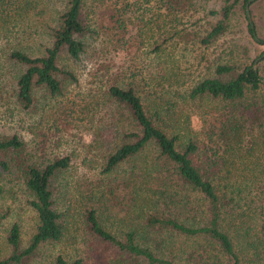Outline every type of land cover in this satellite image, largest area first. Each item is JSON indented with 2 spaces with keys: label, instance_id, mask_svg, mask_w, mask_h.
I'll return each instance as SVG.
<instances>
[{
  "label": "trees",
  "instance_id": "trees-1",
  "mask_svg": "<svg viewBox=\"0 0 264 264\" xmlns=\"http://www.w3.org/2000/svg\"><path fill=\"white\" fill-rule=\"evenodd\" d=\"M246 1L0 0V104L11 102L22 111L34 105L36 93L53 99L76 85L65 60L79 62L96 45L113 49L141 7L145 24L161 38L153 47L156 57L164 43L185 35L203 48L225 41L226 52L210 73L182 90L170 91L151 71L130 65L107 73L98 90L95 103L105 107L103 117L116 132L102 148L100 171L115 176L105 186L100 182L95 202L101 195L122 203L130 198L137 213L118 234L102 226L101 208L82 213L91 233L135 264H264V50L257 52L264 45V0L248 3L250 23ZM41 4L54 7L46 14ZM28 11L41 17L39 25L19 24ZM183 17L202 23L184 32L177 27ZM234 18L244 22V31L227 41ZM118 56L114 47L109 59ZM193 101L205 104L197 129L180 116V106ZM42 148L32 152L20 135L0 133V198L17 187L34 214L24 246L16 221L3 228L0 264H35L44 244L67 233L69 216L54 207L53 191L70 156H43ZM6 216L0 208V227ZM52 264L79 262L57 253Z\"/></svg>",
  "mask_w": 264,
  "mask_h": 264
},
{
  "label": "rangeland",
  "instance_id": "rangeland-1",
  "mask_svg": "<svg viewBox=\"0 0 264 264\" xmlns=\"http://www.w3.org/2000/svg\"><path fill=\"white\" fill-rule=\"evenodd\" d=\"M208 5L209 2L204 4V8H208ZM40 7H45L47 14L54 6L41 4ZM142 9L134 12L139 13L138 17H131L121 31V39L114 46L116 50H120V56L116 59H109L114 47L112 49L111 45L102 44L103 47L96 45L90 50L93 53L89 52L91 55L79 62L65 60L75 72L78 83L69 86L62 97L48 99L36 93L37 101L24 111L11 102L0 104V133L20 135L32 152L34 148L43 146L40 150L43 156H70L71 165L58 176L53 191L54 207L69 216L67 233L59 242L44 244L34 257L35 264H52L57 253L68 263L77 260L79 264H135L133 258L118 253L112 245L91 233L82 213L87 207L96 206V210L101 208L99 220L113 234H118V227H124L127 222H131L137 213L130 205V198L122 203L120 200L114 201L110 195H101L100 204L95 202L96 198L98 200V190L103 189L102 185L98 186L100 182L105 186L115 176L112 174L105 178L100 171L104 153L102 148L111 144L110 131L112 135L116 133L115 127L108 124L109 119L103 117L105 107L95 103L96 98L100 102L98 90L106 85V74L117 67L130 65L131 68L135 67L132 70H140L143 74L151 71L165 88L168 87V90L174 92L194 83L202 74L210 73L215 59L226 52L223 50L225 41L221 44L219 41L217 44L214 42L203 48L191 36L185 35L177 41L164 43L161 55L156 57L153 47L161 42V38L151 25L145 24L148 16L141 14ZM26 13L19 21L20 25L23 21L29 25H39L37 21L41 17L38 18L32 11ZM198 16L199 14L195 15ZM195 17H183L177 27L183 28L184 32L198 30V24L202 21L194 23ZM234 23V28L231 27L224 36L227 41L244 31V22L241 19L234 18ZM262 50L264 45L257 47V52ZM100 64L107 66L99 68ZM101 74L104 76L100 77ZM175 76L180 80L178 86L173 85ZM204 106L199 101L187 103L180 106V116H187L190 127L197 129ZM90 192L92 193L89 194ZM24 198V193L17 187H13L11 193L0 198V208L5 209L7 214L1 222L3 227H0V256L5 253L3 228L9 223L16 221L19 224L21 246L26 244L32 230L34 214L24 203ZM235 238L236 236L235 241H239L237 244L243 243L240 237L237 240ZM139 264L144 263L139 260Z\"/></svg>",
  "mask_w": 264,
  "mask_h": 264
},
{
  "label": "water",
  "instance_id": "water-1",
  "mask_svg": "<svg viewBox=\"0 0 264 264\" xmlns=\"http://www.w3.org/2000/svg\"><path fill=\"white\" fill-rule=\"evenodd\" d=\"M252 0H247L246 2H245V4H244V10H245V15H246V17H247V20H248V22L250 23V18H249V13H248V3L249 2H251ZM250 27H252V25H250ZM263 54H264V52H263ZM262 54V55H263ZM259 58H260V56H258L255 60H254V63H253V67H254V65H255V63H256V61L257 60H259ZM262 82H264V79H260Z\"/></svg>",
  "mask_w": 264,
  "mask_h": 264
}]
</instances>
